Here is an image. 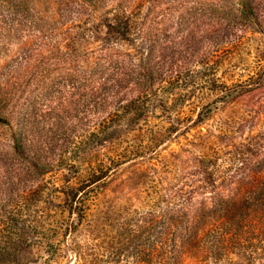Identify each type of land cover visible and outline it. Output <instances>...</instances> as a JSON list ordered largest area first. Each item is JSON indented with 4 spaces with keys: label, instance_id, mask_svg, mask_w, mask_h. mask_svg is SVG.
<instances>
[{
    "label": "rangeland",
    "instance_id": "rangeland-1",
    "mask_svg": "<svg viewBox=\"0 0 264 264\" xmlns=\"http://www.w3.org/2000/svg\"><path fill=\"white\" fill-rule=\"evenodd\" d=\"M243 143L264 153V0H0L7 264H264L262 195L200 184Z\"/></svg>",
    "mask_w": 264,
    "mask_h": 264
},
{
    "label": "trees",
    "instance_id": "trees-1",
    "mask_svg": "<svg viewBox=\"0 0 264 264\" xmlns=\"http://www.w3.org/2000/svg\"><path fill=\"white\" fill-rule=\"evenodd\" d=\"M180 129H175L172 125L169 127L168 131L170 134L177 133ZM240 151L249 152L251 154L250 162L243 163L239 177L237 175H229L228 177L223 178L222 180L217 179V174L212 166L214 162L212 159H203L200 163V184L202 186H217L219 184H238L240 189H249L248 191H255L262 195L260 199H264V157H261L262 152L255 149L249 143H243L238 148ZM100 176V177H99ZM98 179L105 177L106 175H99ZM85 192V188L72 187L69 192L68 197L72 201L71 208L74 209V202L77 199H80L82 194ZM77 214H80L79 211ZM20 243H15L12 237H7L6 240L2 241L0 246V264H7L8 262L17 263L19 260L17 245Z\"/></svg>",
    "mask_w": 264,
    "mask_h": 264
}]
</instances>
